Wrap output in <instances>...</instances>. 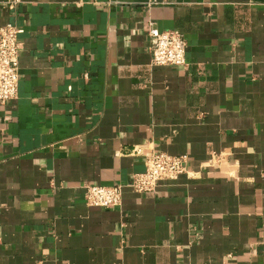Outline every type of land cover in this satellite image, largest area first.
<instances>
[{"label": "crops", "instance_id": "obj_1", "mask_svg": "<svg viewBox=\"0 0 264 264\" xmlns=\"http://www.w3.org/2000/svg\"><path fill=\"white\" fill-rule=\"evenodd\" d=\"M149 21L184 65L151 63ZM6 23L0 264H264V0H0ZM149 151L185 171L137 193Z\"/></svg>", "mask_w": 264, "mask_h": 264}, {"label": "built area", "instance_id": "obj_2", "mask_svg": "<svg viewBox=\"0 0 264 264\" xmlns=\"http://www.w3.org/2000/svg\"><path fill=\"white\" fill-rule=\"evenodd\" d=\"M153 1L151 3H155ZM151 63L153 65H184L186 41L174 29L159 30L149 21ZM18 29L11 23L0 25V102L13 99L18 86ZM135 151V149H134ZM135 152H138L137 150ZM185 157L164 152L145 153L142 172L133 173L127 183L134 192H153L160 180H174L185 171ZM83 198L87 205L114 207L121 203V185H84Z\"/></svg>", "mask_w": 264, "mask_h": 264}]
</instances>
